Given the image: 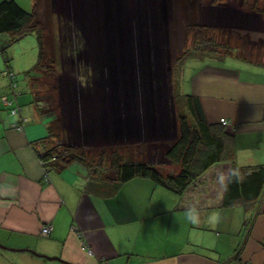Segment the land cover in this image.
<instances>
[{
	"label": "crops",
	"instance_id": "obj_1",
	"mask_svg": "<svg viewBox=\"0 0 264 264\" xmlns=\"http://www.w3.org/2000/svg\"><path fill=\"white\" fill-rule=\"evenodd\" d=\"M15 1L33 8L34 0ZM197 1L176 2L180 26L174 30L172 0H67L68 20L75 26L65 23L82 29L86 45L94 47L93 60L107 63L109 71L116 61L145 55L149 62L176 61L178 89L197 96L209 122L225 131L232 158L213 164L181 195L147 177L106 179L97 172L101 167L86 162L58 169L42 159L40 139L46 134L25 111L33 101L38 105L34 77L18 82L14 105H6L3 96L15 93L8 77L0 75V264H264V183L256 198L241 194L224 203L232 169L241 172L243 182L246 168L264 169V51L256 47L246 56L240 50L241 39L250 35L263 41L264 0ZM160 4L167 25L163 34L155 24ZM182 18L195 22L186 26ZM195 24L202 32L235 30L232 50L205 51L195 43L194 52V38H186L181 45L188 47L174 57L178 32L195 31ZM5 68L0 59V73ZM160 69L156 65L154 73ZM17 106L13 114L11 107ZM20 121L24 130L13 127ZM45 225L51 226L46 235Z\"/></svg>",
	"mask_w": 264,
	"mask_h": 264
},
{
	"label": "rangeland",
	"instance_id": "obj_2",
	"mask_svg": "<svg viewBox=\"0 0 264 264\" xmlns=\"http://www.w3.org/2000/svg\"><path fill=\"white\" fill-rule=\"evenodd\" d=\"M58 1L60 3L56 4L57 1L54 0L56 8H52V10L55 8L53 11L58 18L56 23H59L61 29L58 33L60 53L57 54L56 74L42 80L41 78L37 80L34 78V80L36 81L35 88L38 87L35 90L40 97L43 93L49 92L53 85L54 105L49 106H52L53 109L51 116L54 114L56 116L54 124L58 130H62L63 135L59 139L51 138L49 142L41 140L40 143L46 147V151L51 148H57L63 152L67 148L84 151L88 156L86 161L92 163L98 162L102 156L101 152H103L107 157V159L103 158L107 168L111 165L107 163L112 155L128 157L132 153L138 160L147 157L146 159L150 163L159 164L165 174L176 169L173 165H168V160L163 154L166 143L176 137L178 122L175 113L184 108V97L186 98L182 87L178 89L177 86L174 67L176 61L170 63L152 60L149 62L146 55L142 60L136 56L137 60L135 61L114 62L113 69L109 71L107 63L93 60L92 48L94 47L86 45L82 29L77 28L78 31L75 30L74 34L64 30L66 29L64 28L65 20L70 22L67 10L69 6L66 4L69 2L71 4V1ZM158 1L161 3L160 0ZM201 1L204 4L207 2V0ZM197 2L200 3V0ZM54 4L52 2V5ZM177 4L175 3V5ZM159 12V16L155 20L157 26H155L158 27V32L163 34L165 32L163 29L167 25L163 23L164 13L161 4ZM181 21L189 26L191 20L184 21L182 18ZM174 23L176 22L174 21ZM72 24L74 25V23ZM183 24L181 28H186ZM150 25H152V29L153 24L150 23ZM175 26L178 28L180 24L176 23ZM186 31L183 29L178 32V38L172 42L174 44L171 48L174 55L188 47L181 45L186 41V38L191 40L194 38L192 50L194 52L198 50L195 46V39L198 38L195 31L191 29ZM222 33V30L214 31L208 27L203 28L205 37H213L217 43L226 41L227 37L224 40L221 39L224 35ZM231 38L233 39L234 35ZM240 43L243 47L246 46L247 50L251 49L249 42L245 45V41L242 39ZM162 47L163 50L168 49L164 46H157V49L162 51ZM222 49L226 50L221 48V51H223ZM146 50L147 48L144 46L143 51L147 53ZM38 54V38L33 32L19 38L7 47L5 55L0 53V59L3 64L4 56L10 59L7 69L13 70L17 76L16 81L23 84L26 79L29 80L26 69L31 68L37 62ZM161 58L164 60V56ZM156 65L162 67L158 74L154 73ZM170 66L174 68L171 76ZM7 69L5 68V70ZM4 71L0 75L5 76ZM171 78L173 85L169 81ZM175 88L176 93H174ZM178 90L184 97L179 94ZM28 97H33L32 93L29 92ZM32 103L34 109L29 105L25 106L27 116L33 124L41 125L43 132L47 134L44 117L38 111L35 102Z\"/></svg>",
	"mask_w": 264,
	"mask_h": 264
},
{
	"label": "trees",
	"instance_id": "obj_3",
	"mask_svg": "<svg viewBox=\"0 0 264 264\" xmlns=\"http://www.w3.org/2000/svg\"><path fill=\"white\" fill-rule=\"evenodd\" d=\"M178 1H182L184 5L185 0H172L173 30L176 27V23H174V21L176 22L174 6ZM195 1L196 0H189V3L194 4ZM55 19L56 16L52 10L51 0H34L31 10L23 8L15 0H3L0 2L1 52L5 55L7 47L16 42L19 38H22L28 33H36L39 43V54L37 62L32 69L27 72L28 75L34 77L36 80L40 78L42 80L45 77L56 74L58 64L57 54L60 53L58 50V48H60L58 46L60 45V36L58 33L61 29L59 28V30H56L57 23ZM190 22L194 23L195 21L191 20ZM196 27L195 24V35L199 38H204L203 40L195 42L198 48L205 51H215L219 47L225 48L227 51L232 50V46L229 44L235 30H232L231 34L228 35L225 41L226 44H218L210 37L206 38L202 29ZM64 28H66L64 30L70 34H74L75 32V30L67 28L66 23L64 24ZM190 29L187 27V31ZM238 34L242 37V33L239 32ZM243 40L245 41V45L249 42L251 49L247 50L246 46H242L240 49L242 55H252L251 50L255 47L264 51V36L263 41L260 38L253 40L251 35L248 39L246 37ZM4 59L5 63L8 65L10 59L7 56H4ZM8 72L14 73V81L18 85L16 73L13 70L7 69L4 71V75L10 80L11 87L12 81ZM34 78L32 79L33 87H36ZM53 95V85H51L49 92L43 93L42 97L38 96L36 92V96L39 97L37 100L38 105L36 106L47 124V134L40 140L48 142L51 138L59 139L63 135L62 130H58L54 124V119H56L55 114L51 116L53 109L51 108L52 106L49 105H54ZM185 104L186 109L184 107L180 109L179 112L177 111L178 113H175L177 114L178 122L177 135L166 143V148L163 153L171 165L176 167V169H172L169 173L165 174L159 164L150 163L149 160L146 159L147 157L138 160L132 153H130L128 157H122L117 154L112 155L109 163H107L111 165L107 168L105 167L106 163L103 162V158L107 159V157L103 152H101L102 156L100 160L92 163L86 161L88 156L84 151L67 147L64 152L57 148H51L46 151V147L43 145L45 151L43 152L44 155L42 159L45 164L47 161L51 160L52 165L58 169H63L75 161L86 162L93 167H101V170H96H98L97 172H99L102 177L120 183L134 177H147L158 184L170 187L177 194L181 195L213 164L232 158V154H230L227 149L225 131L209 122L199 98L193 94H187ZM244 171L246 172L244 174L246 179L243 182V179H238L241 172L234 169L231 170L224 198L225 204H232L241 194H244L248 199H252L256 198L260 193L264 183V169L255 168L250 170V168H246ZM251 190H255V192H251Z\"/></svg>",
	"mask_w": 264,
	"mask_h": 264
},
{
	"label": "built area",
	"instance_id": "obj_4",
	"mask_svg": "<svg viewBox=\"0 0 264 264\" xmlns=\"http://www.w3.org/2000/svg\"><path fill=\"white\" fill-rule=\"evenodd\" d=\"M8 75H9V77L11 78V81H12V87H13V90H14V93H15V95H14V98L12 97V98H9L8 96H3V101H4V103L6 104V105H14V102H15V98H16V94L17 93H19L18 91H16V88H17V83L14 81V73H12V72H8ZM19 108L20 107H11V112L14 114V113H18L19 111ZM221 120V122L223 123V124H228V122H229V120L228 119H226V118H221L220 119ZM13 127L14 128H16V129H18V130H24V124H23V121H20V122H17V123H14L13 124ZM50 231H51V226L50 225H45L44 227H42V229H41V233H43V234H49L50 233Z\"/></svg>",
	"mask_w": 264,
	"mask_h": 264
}]
</instances>
